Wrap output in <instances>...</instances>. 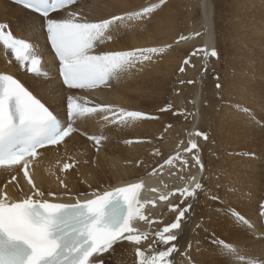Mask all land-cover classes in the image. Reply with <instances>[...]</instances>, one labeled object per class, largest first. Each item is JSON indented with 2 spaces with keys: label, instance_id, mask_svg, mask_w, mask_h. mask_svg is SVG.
<instances>
[{
  "label": "bare ground",
  "instance_id": "obj_1",
  "mask_svg": "<svg viewBox=\"0 0 264 264\" xmlns=\"http://www.w3.org/2000/svg\"><path fill=\"white\" fill-rule=\"evenodd\" d=\"M152 1L86 0L69 12H76L81 18L90 22H97L116 15L135 13L138 9H143V4H149ZM187 1L190 2L191 0ZM196 1L201 9L200 24L203 25L204 29L200 36L186 37L187 27L177 26L171 19L172 13L174 15L181 13L177 0H165L167 4L165 10L161 11L160 15L158 14L161 17L154 19L153 14L160 5H149V7L156 6V8L148 16L126 19L113 25L107 33V36H111L112 39L103 43L97 51L98 53L122 52L153 47L165 49L162 53L151 54L149 60L142 63L136 62L134 66L122 71L118 77L116 75L117 78L113 79L110 89L96 92L93 97L88 96V100L92 104L111 105L113 110L122 108L127 111H139L157 118L129 121L126 124H118V126H109V121H102L105 113L96 117L81 119L77 128L84 130L87 127L88 132L99 133L105 138L99 152L94 154L89 143L78 135L73 136L57 154L56 151H46L44 161L36 168L34 184L37 189L44 193V196L33 198L50 202L75 203L77 198L80 200L92 198L91 193L93 191L103 193L115 187L127 186L135 182V179H140L144 185L141 201H155V206L147 203L149 210L144 209V213L150 220L156 222L149 225L146 222L137 221L136 227L142 232H149V239L140 245L132 243L128 245L127 241V243L123 242L113 246L111 250L117 251L113 264H138V257L135 255L138 248L145 251L147 255H151L154 254V251L164 250L167 247L159 243L153 244V240L155 239V232L162 230L163 227L176 220L177 215L169 210L171 206L169 204L178 205V210L187 207L189 204L192 206L186 213V219L181 222V228L174 230L177 234V240L172 243L177 246V251L169 257L170 264H242L240 260L247 258L262 260V264H264V241L255 239V234L261 233L257 208L259 203L264 200V167L263 164L260 166L257 157L263 156L262 163L264 162L262 145L260 149L255 151L256 145L261 142V137H258L255 132V134L250 133L251 130L246 128L249 126L244 120L252 123L254 121H251V118L249 119L245 115L237 116L243 120L241 122L243 131L239 130V132L242 131L241 137L244 142L241 141L240 145L245 146L248 142L249 145L244 149H242L243 147L235 149L234 152H224L221 149L222 145L217 133H221L220 124L224 123H219V119L223 117L219 113L225 110L230 113L228 117L235 116V113L230 112V108L222 106L226 98L223 101L224 97H221V94L225 95L230 92L229 89L225 92L227 88L224 85L229 82L231 75H227V72L222 73L223 64L226 66L227 61L221 60L219 53L226 56L224 55L225 51L229 52L231 48L228 49V44L221 45L224 44L221 42L212 46L211 20L212 24L214 23L212 11L215 8V14L219 15L218 11H222L219 9L223 6L222 0ZM184 9L186 12H182V14L190 27L193 21V9L188 4ZM257 9H259V14L256 13L257 11L255 13L259 20L264 19V5L262 9L260 7ZM219 17L223 23L224 14ZM61 18L63 17L61 16ZM227 18L233 19L229 16ZM0 22L7 23L17 36L29 38L41 50L43 49L41 32L38 28L40 19L33 14L0 0ZM192 26V28L196 27V25ZM217 26L222 34L226 32L225 25L219 23ZM259 34L264 35V21L259 29ZM226 36L228 37L227 32ZM180 37H186V39L181 40ZM202 42L204 43V50L210 53L214 49L218 54L217 57L207 61V67L202 76L199 75L205 63L202 56H195L197 63L202 65L199 72L191 75L182 71V75H178L181 73L175 70L176 67H182L185 57L190 55L191 50L197 45L201 46ZM207 56V58L210 57V55ZM232 63V60H229L227 67L232 68L230 65ZM210 66H214V79L209 76ZM3 72L15 71L5 67L0 59V73ZM18 75L22 82L40 99L42 98L53 109L60 112L63 92L53 81L46 82L41 79ZM198 76L201 77L202 87L200 88L202 92L198 94L199 110H192L189 115L186 111H176V117L173 116L176 113L175 109L168 111L169 107H167V110L161 111L162 108L169 106V102L172 104L176 100L173 98L174 93H172V90L173 92L176 91L174 85L181 83L184 78L185 80H193V77L197 78ZM182 77L184 78L182 79ZM217 84H220V87L222 85L219 91L216 90ZM187 86L188 84L184 86V93L188 89ZM184 93L180 97L182 100L189 96V93L183 95ZM218 108H220L219 111ZM263 114L262 112V116L259 113L257 115L264 121ZM184 116L189 119L182 121ZM195 120L197 123L200 122L197 127L193 123ZM254 120H257V117H254ZM254 123L257 124L258 122L255 121ZM176 128L183 132V137H178L176 132L179 130ZM168 131L169 133L166 135ZM188 132L191 134L192 142L198 145L199 150L185 151L190 147V145H184ZM196 132L205 134L207 139L199 138L195 135ZM244 137L248 140L247 142L243 139ZM127 141H132V143H127ZM253 146V158L249 156V159H244L246 155L251 153L249 151ZM195 151H200L199 157L204 166L202 178L198 165H195V161L190 159ZM177 152L178 154H176ZM256 153L258 154L256 155ZM60 154H63L64 158H58ZM67 154L72 155L66 157ZM166 159H172L173 164H166ZM70 161L75 163L74 167L68 171H62L63 165ZM185 161L187 162L186 165ZM102 163H105V166H102ZM245 163L249 166H244ZM107 173L111 175L112 181L103 182L102 178ZM192 177H195V180H192ZM181 178L183 179L181 180ZM187 178L190 180L186 181ZM61 181L66 187L61 185ZM196 182L203 186L196 199L182 198L178 190L194 187ZM17 184V186H9L7 189L10 201L24 199L32 195V188L27 185L24 186L21 182ZM152 189H157V191L154 192ZM173 191L178 196L176 201L175 197L177 196L175 194L169 195ZM49 193H54L55 199ZM160 195H168L169 199L161 201ZM234 214L244 217L249 224L253 225L254 229H248L244 223L236 221ZM218 241L226 242L237 248L239 250L238 256L225 254L218 247ZM149 245H153V250H149ZM111 250L104 253L103 257L95 260H101Z\"/></svg>",
  "mask_w": 264,
  "mask_h": 264
},
{
  "label": "snow or ice",
  "instance_id": "obj_2",
  "mask_svg": "<svg viewBox=\"0 0 264 264\" xmlns=\"http://www.w3.org/2000/svg\"><path fill=\"white\" fill-rule=\"evenodd\" d=\"M28 9L43 17L40 32L46 35V42L58 60L56 71L63 85L69 89L91 90L102 85L106 86L116 74L151 59V54L165 51L161 48H144L133 51H117L95 53V48L111 40L106 33L118 22L126 19H138L155 11L156 6L142 9L137 13L112 16L97 22L81 18L76 12H68L65 18H56L52 14L77 3V0H18ZM165 0H161L164 3ZM7 25L0 24V44L10 51L21 70L44 79L49 76L41 66V56L32 43L15 38L11 32H5ZM196 35H199L197 33ZM181 40L186 37H180ZM205 55L217 57L213 49ZM196 54V53H193ZM11 62V61H10ZM188 61L186 60L185 63ZM181 71L184 69L181 68ZM191 83V82H189ZM217 87H220L217 84ZM87 101L79 103L75 96L66 98V121L58 117L37 99L18 79L9 74H0V168L5 166H21L27 183L33 192L21 200L10 201L7 194H0V264H103L94 260L108 252L121 241L140 245L148 240L150 233L140 231L137 221L149 225L156 221L150 220L144 213L147 203L155 206V201L139 199L142 182L118 187L98 193L93 191L90 199H76L75 203L50 202L33 197H43L44 193L36 188L31 176L30 166L40 155L39 150L47 146H56L64 142L77 129L73 127L78 118L105 113L103 119L110 123L126 124L141 119H156L139 111H127L122 108L113 110L111 105L87 106ZM162 108L161 111L167 110ZM111 120H109V115ZM195 135L207 136L196 132ZM96 145L103 137L89 136ZM132 143V141H127ZM198 149L195 142L185 151ZM195 165L204 166L199 155H194ZM171 165L172 159L165 162ZM185 165L187 162H184ZM73 167L68 163L62 171ZM163 167V165H161ZM195 180V177L191 178ZM16 176L11 177L12 181ZM61 185H66L61 181ZM196 182L194 187H185L179 194L185 198H196L202 189ZM157 191V189H152ZM170 193L169 195H174ZM55 199L54 193H49ZM161 201L169 199L168 195H160ZM215 199V197H214ZM183 202V201H181ZM178 205H171L170 211H177ZM191 204L180 209L175 222L155 232L153 244L167 246L164 250L154 251L147 255L145 251L136 249L138 264H170L169 257L177 251L173 241L177 240L174 230L181 228ZM240 223L249 222L238 214H234ZM261 216L264 219V204L261 205ZM225 254L238 256L239 250L223 241H218ZM153 250V245H149ZM252 264H259L253 261Z\"/></svg>",
  "mask_w": 264,
  "mask_h": 264
},
{
  "label": "rangeland",
  "instance_id": "obj_3",
  "mask_svg": "<svg viewBox=\"0 0 264 264\" xmlns=\"http://www.w3.org/2000/svg\"><path fill=\"white\" fill-rule=\"evenodd\" d=\"M222 2H223V4H222L223 6L221 5L222 8L220 7L219 9H221L223 11V13H222V11H218L219 15L217 16L215 14L216 9L213 8V11H212L213 21H214V23L212 24V20H211L212 46L221 42V43H224L221 45L228 44L229 45L228 49L231 48L230 49L231 52L230 51L227 52V51L223 50V51H225L226 54L224 53V55H226V56H223V53L222 54L219 53V56L221 55V57H220L221 60L223 59V61H224V59H225V61H227L226 62L227 64H229V60H232V62H233L232 64H230L232 66V68L227 67V64H226V66H225V64H223L222 73L227 72V75H231V79H229V82L225 83V85H224L227 88V89L225 88L226 89L225 92H227L228 89L230 92L226 93L225 95L221 94V97H224L223 101L226 98L225 101L222 103L223 104L222 106H225V108L226 107L230 108L229 111L232 113H235V116L228 117L230 115V113H228L225 110H222V113L224 115H221L222 114L221 112L219 113L220 116H223L219 119L220 120L219 123H224V124H220L222 130H221V133H219V134L217 133V135L220 137L219 142L222 145L221 149L224 152L225 151L226 152H228V151L234 152L233 150L240 149L242 147H243L242 149H244L246 146L249 145V142L247 144H245V146L240 145L241 144L240 142L243 141L242 137H241V132L243 131L242 130L243 124L241 122L243 120H240L239 117H242V115L243 116L245 115L249 119L251 118V121H254V122L257 121L258 122L256 124L254 122L250 123V122H247V120H244L246 123H248L249 127H246V128L251 130L250 133L255 132L258 137L259 136L261 137V142L256 145L255 151L260 149L261 145H262V150L264 151V121L262 120L263 118L261 119L257 115L259 113V115L262 116V112L264 113V111H263V109H264V70H263L264 69V35L261 36L259 34V29H260L261 24L264 21V19L259 20V17L256 15V13L259 14V11H258L259 9H257V8L258 7H260V9L263 8L264 0H222ZM151 4L152 5H156V4L160 5L159 9H157L155 11V13H153L154 19H156V17H161V16H158V14L160 15L161 14L160 12L165 10V5H167V4L165 2L161 3V0H153L149 4L148 3L143 4L142 8L143 9L147 8ZM177 4L179 5L181 13L179 15H174V13H172L171 19L174 20V22L176 23L177 26H181V27L183 26L185 28L187 27L186 37L200 36L203 33L204 29H203V25L200 24L201 9L199 8L197 1L191 0L190 2H188L187 0H185V1L184 0H177ZM187 4L190 6L191 9H193V15H192L193 21H192L190 27H189V24L186 23V18L182 14V12H184V13L186 12L184 7L187 6ZM172 8L173 7L171 5V9ZM255 9H257V10H255ZM141 10L142 9H138L137 11H135V13L140 12ZM255 11H257V12L255 13ZM221 14H224V22L223 23H221L222 19L219 17ZM228 16L230 18H233V19L232 20L228 19L227 18ZM225 18H227V19H225ZM218 22L221 25L222 24L225 25V31L227 32L228 37L226 36V32L224 34H222L219 31L218 26H217V24H219ZM192 25H196V27L192 28L193 27ZM231 26L234 28H232ZM238 26H240V27H238ZM227 27H228V29H227ZM234 29H235V31H234ZM197 33H199V35H196ZM203 42H204V38H203ZM203 42L201 43V46L197 45L193 50H191L192 53H190V55H187L185 57V60L183 62L182 67H179V68L176 67L175 70H177V71H179V73H181L178 75H180V76L182 75V71L180 70L181 68L184 69L183 72H185L186 74L193 75V74H196L197 72H199L202 69V67H201L202 65L201 64L199 65L197 63V61L195 60V58H196L195 56H202L203 60L205 61L203 69L199 72V75L202 76L203 72L205 71V69L207 67V65H206L207 61L210 58H213L211 56L209 58H207L208 56L205 55L204 51L197 52L198 49H204V43ZM232 47H235V48H232ZM240 47H241V49H239ZM193 53H196V54H193ZM205 58H207V59H205ZM186 60L188 61L187 63H185ZM226 68H227V70H226ZM209 69L211 71V72H209V76H212V78H213L214 77L213 74H215L214 66H210ZM223 69H225V70H223ZM229 71H230V73H229ZM183 78L184 77H182V79ZM184 80H185V78H184ZM184 80H182L181 83H177L178 86H177V84L174 85V86H176V87H174V90H176V91L173 92V90H172V93H174V95H175L174 96L172 94V96H174L173 98H176V100H174L172 102V104H170L171 102H169L170 107H169L168 111H171V109L172 110L175 109V112L176 111L177 112H185L186 111L187 115H189L190 111L199 110L198 94H199V92H202V90L200 89V88H202L201 87V81H200L201 77H199V76L197 78L193 77V80L192 79L191 80H185V82H184ZM218 81H219V79H218ZM189 82H191V83H189ZM187 84H188V86H187L188 89L184 93V91H183L185 89L184 86ZM221 87H222V85H221ZM221 87H217L216 90L219 91V89ZM182 93H184L183 95L189 93L188 98L182 100L180 98ZM230 94H231V96H230ZM195 100H196V102H195ZM176 103H178V105H176ZM176 109H178V110H176ZM219 109L220 108H218V111H219ZM224 111H225V113H224ZM177 112L173 114L174 117H176L175 115H177ZM237 116H239V117H237ZM254 117L255 118L257 117V120H254ZM185 119L187 120L189 118H186L184 116V118H182V121ZM260 120L262 122H259ZM193 123L196 124V127L200 124V122L197 123V120H195ZM176 129L179 130V128H176ZM239 130H242V131L239 132ZM168 133H169V131L166 132V135ZM170 134H171V132H170ZM176 134L178 135L179 138L183 137V132L181 130L177 131ZM198 137L203 139L202 138L203 136H198ZM243 139L245 140V142L248 141L245 137ZM190 141L192 142L191 134L188 132V134L186 136V140L184 141V145L185 146L190 145ZM235 141H236V143H235ZM170 147H172V146H170ZM252 149H254V146L249 151L251 153H249V155H246L244 157V159H249V156H250V158H253L252 157V154H253ZM176 154H178V152ZM257 154L258 153H256V155ZM193 155H199L200 156V151H195V153ZM193 155L190 158L191 161H194ZM160 156H161V154L159 155V158H160ZM254 157H255V155H254ZM257 157L259 159L258 162H260V166H261L264 163V162L262 163L263 156H261V157L257 156ZM166 160H169V159H166ZM166 160H165V162H166ZM252 160L254 161V159H252ZM180 162L182 163V161H180ZM171 164H173V163H171ZM101 165L105 166V163H102ZM244 166H249V165L247 163H245ZM198 169L200 170L199 165H198ZM203 173H204V170H203V172L200 171V174H202L201 178L203 177ZM102 179L104 180L103 182L112 181V177L109 173H107V175H105V177H103ZM182 179L183 178H181V180ZM87 192H89V191H87ZM175 196H177V193L175 194ZM177 199H178V196L175 197V201ZM169 205H173V204H169ZM172 212L175 213L174 215H178L179 210L177 209V211H172ZM170 214H172V213L170 212ZM245 217H247V216H245ZM167 219H168V217H167ZM127 244L130 245L131 243L128 242ZM116 255H117V251L115 249H113L104 258H101V260L99 259V261H102L103 264H113L114 263L113 261L115 260Z\"/></svg>",
  "mask_w": 264,
  "mask_h": 264
}]
</instances>
